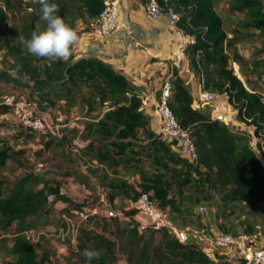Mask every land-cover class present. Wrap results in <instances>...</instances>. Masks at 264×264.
<instances>
[{
    "label": "trees",
    "instance_id": "16d2710c",
    "mask_svg": "<svg viewBox=\"0 0 264 264\" xmlns=\"http://www.w3.org/2000/svg\"><path fill=\"white\" fill-rule=\"evenodd\" d=\"M3 1L0 31H9L2 38L6 54L18 63V71L41 87L40 97L53 107L62 101L70 106L82 102L87 115L102 110L97 118H85L80 136L88 143L79 148L76 156L60 151L68 161L82 159L94 167H89V174L66 169L61 177L80 176L89 184L95 176L104 186L103 195L111 205L117 198L134 203L142 193H148L178 224H195L193 209L212 200L226 206L223 213L230 212L231 206L252 210L264 203V165L258 153L264 150V100L254 81L246 77L244 82L231 66V62L240 66L245 63L238 47L241 37L249 35L250 29L264 36V0H229V10L242 15L229 32L214 0H157L164 13L173 11L178 15L177 28L191 37L182 51L202 87L225 94L238 117L253 126L252 133L258 138L254 149L251 133L237 131L215 118L210 110L194 107L196 97L190 84L173 67L168 105L179 128L195 147L194 159L180 153L171 141L151 134L152 116L143 108L138 87L113 64L98 56L76 58L73 47L65 60L29 54L19 37L30 38L32 31L46 28L40 6L33 0ZM50 3L58 5L56 15L74 29L79 19L82 23L94 22L104 6V0H50ZM21 7L30 11L22 15L18 28H9L8 10ZM83 88L87 89L85 93ZM10 111L11 107L0 100V114ZM23 130L24 136L38 132L21 126L19 131ZM45 134L40 137L46 148L63 147V138ZM7 140L0 137V168L8 160H20L23 153V149L13 148ZM62 184L55 177L33 171L14 181L0 177V249H6L11 256L6 264L50 262L51 244L45 234L33 241L24 231L36 228L38 219L46 220L58 202L64 203L60 214L82 210L66 191L60 192ZM49 193L54 194L51 201ZM138 212L134 204L124 210L127 219L122 225L119 216L102 219L98 223L101 230L85 223L80 225L77 244L70 248L68 259H72V264H89L81 255L87 248L104 252L90 264H118L120 254L127 264H227L223 254L211 255L194 244L181 243L164 228L140 230ZM256 229L246 224L241 232ZM222 231L229 232L225 228Z\"/></svg>",
    "mask_w": 264,
    "mask_h": 264
},
{
    "label": "rangeland",
    "instance_id": "374dc122",
    "mask_svg": "<svg viewBox=\"0 0 264 264\" xmlns=\"http://www.w3.org/2000/svg\"><path fill=\"white\" fill-rule=\"evenodd\" d=\"M28 1L30 0H27L25 3H27ZM139 1L146 4L148 0H139ZM0 5H4L3 0H0ZM214 5L217 12L223 18L225 30L229 32L233 27H235L238 24V21L240 20L242 15L240 13H234L229 10V0H214ZM29 11L30 10L26 7L17 8L15 10H8V13L10 15L9 24H8L9 28L11 29L18 28L21 22L22 15L27 14ZM80 23H82V20L79 19L76 22V26H78ZM6 31L8 30L6 29L0 31V36H1L0 37V75L2 71L6 73L7 76L18 75L25 82L27 83L30 82L33 83L34 85V82L30 81V79L26 74L18 71L19 65L15 61V59L11 55L6 54V47L4 41H2V38L4 39V34L6 33ZM248 33L249 35L241 37L238 42V47L245 59V63H243L242 66H240L236 62H231V66L233 67V70L238 75V77H240L244 82L246 80V77H249L251 80L254 81L253 83L256 85L257 91L261 93L264 100V36L253 29H250ZM17 40L18 38H15L13 41L16 42ZM173 65H174L173 67L177 68L175 64ZM187 68L190 69L191 72L193 73L194 77L192 76V78L195 79L196 82H199V77L195 74L194 70L191 68L190 63L187 66V62H185L184 64L182 61L181 65L177 69L178 71L179 70L182 71L181 74L184 75L183 78L187 80L188 75H191V73L187 71ZM169 74H171V69L164 73L161 72L160 83H163ZM260 74L263 75V78L261 77L259 78ZM2 75L4 76L5 74ZM4 77H6V75ZM171 78L172 76L170 75V79ZM156 84L154 82V87H157ZM149 86L151 87L150 84ZM159 87L160 85L158 86L159 90H156L157 91L156 99H158L160 96L161 90ZM86 90H87L86 88L82 89L84 93L86 92ZM16 92H18L20 95L24 96L25 98H28L29 95L28 91H26L23 87L21 86L14 87L13 85L1 84L0 100H3L2 99L3 95L16 93ZM198 92L199 91L197 89L193 91L194 97L198 95L197 94ZM138 93L141 94L143 101V98H146V96L141 91H139ZM197 101L199 103H202L201 100L199 99H197ZM147 102L143 101V106H145V108L150 107L148 100ZM220 103H223L222 104L224 108L223 112L227 113L228 115L227 124L237 131H246L251 133V137H250L251 143L252 145L256 144L258 138L252 133L253 126L248 125L246 122L242 121L238 117L237 110H235L233 106L228 102L227 96L225 94H220L217 97V99L212 102L202 103L200 107L206 110H210L213 115V109L215 104H220ZM69 106L70 105L67 103L57 102L54 108L55 110L62 111L63 114L66 113L67 121H71L72 125L73 123H78L79 125L83 126V124L86 123L85 120H83V118L82 119L76 118L77 116L80 115H85V117L87 115L86 108L84 107L83 103L77 101L74 105L70 107ZM150 108H152V111L149 110V112L152 114L151 115L153 117L152 119H154V123L152 125L153 127L155 124L157 125V119L154 111V106ZM20 127L21 125L18 123L16 115L12 111L7 113L6 115L0 114V137H7L8 143L13 148L23 149V153L19 157L20 160H18L19 162L8 160L7 164L4 167L0 168V177L9 181H14L15 178L21 176L25 172L33 171L37 173H46L50 177L53 178L55 177L56 179L61 180L63 182V189L68 193L69 198L73 201V203L80 204L83 208L97 205V213L91 215L87 221L83 222V224L87 223L91 227H96L98 228V230H101V226L98 225V223L100 220L108 217L109 209L106 207V203L108 202L101 201L99 203H95L100 193L96 191L92 177L91 180L89 181V184H85L80 176H76V177L68 176L67 178L61 177L62 176L61 174L65 169L78 170L84 174H87V172L89 171V168L86 166V164L82 159H78L76 161H68L66 158H64L65 157L64 155H61L62 153L60 152L63 149L73 153V155L75 156L74 149L78 151L80 145L83 144L82 138L79 136L80 129L74 127V129L68 130L66 133L67 137H70L71 140L76 138L77 143H69L67 141L66 142L64 141L63 147L51 146L50 148H46L44 142L41 140L40 137V135H42L43 132H36L35 134L28 133L29 136H24V134L21 135V133H25L26 131L24 130L19 131ZM49 133L53 135L51 132H46V134ZM154 134L156 135L155 131ZM263 152L264 150L258 151L260 157H262ZM262 159H263L262 164L264 165V158L262 157ZM91 198L94 200H91ZM128 202L129 201L122 200L121 202L116 204L117 209L121 211L127 210L125 209V207L129 205ZM63 205L64 203L58 202L57 208H55L51 218L48 220L50 224L53 225V227L55 228L54 231L47 230L45 226L32 228L37 233L40 232L45 233L44 237L45 239L49 240L53 254L57 253L62 248H65L63 252L69 248L65 242H62L60 239H58V237H56V233L58 229L61 227L62 219L60 218L61 216L60 211L61 208L64 207ZM199 207H203V210L200 211ZM225 208H226L225 205H221L218 202H214V200H212L210 204L201 203L199 206L193 209V215H194L193 223L199 224L201 223L200 219H204L207 224L217 226L221 230L225 228L230 233H238L243 231L246 224H252L254 226V229L258 227L264 230V203L256 206L252 210L245 209L242 206H231L232 209L230 212L223 213L225 212ZM66 213L69 214L68 211H66ZM142 218L143 221L147 219V217L145 216H142ZM44 220L45 219L43 217L38 219V222L43 223ZM119 223L120 225H122L124 223V219H120ZM5 239L7 238L5 237ZM42 243H46V241L43 240ZM120 256L121 257L118 261V264H127L125 258L121 254ZM9 259H11V256L7 253V250L4 248L0 249V264H6V262ZM68 260L70 261V263L65 259L66 263L72 264V259H68Z\"/></svg>",
    "mask_w": 264,
    "mask_h": 264
},
{
    "label": "built area",
    "instance_id": "2783aa9c",
    "mask_svg": "<svg viewBox=\"0 0 264 264\" xmlns=\"http://www.w3.org/2000/svg\"><path fill=\"white\" fill-rule=\"evenodd\" d=\"M145 11L153 19L166 14L174 23L178 17L173 11L164 13L157 0H148L145 4ZM91 25L94 33L99 37H109L120 30H123L127 36L134 37L132 25L127 20L119 19L118 17L117 0H104L103 9ZM171 90L172 83L169 76L162 84L159 98L152 101L159 129L158 136L172 143L183 139L185 143L182 154L194 159L196 157L195 147L188 139L187 134L179 128L168 105ZM219 95L202 87L196 96L193 106L200 107L202 103L212 102ZM2 99L11 107V111L16 115L18 123L23 128L43 133L51 132L54 135H58V128L52 129L51 123L37 111L35 104L30 99L18 93L3 95ZM197 99L201 100L202 103H199ZM222 104H215L213 116L227 124V113L223 112ZM63 119L62 115H58L56 120L59 123H63ZM262 157L264 158V152ZM262 157H260V160L263 163ZM64 191V189L60 190V192ZM53 198L54 194L49 193L48 199L51 201ZM91 200L94 199L91 198ZM101 201H107L104 195H99L95 203ZM134 206L138 209V214L141 216L139 220L140 230L147 227L152 229L164 228L179 242L194 244L211 255L215 252L221 253L229 259L231 264H264V231L259 228L252 232L230 233L209 224H178L170 218L166 210L159 208L151 200L148 193H142L134 202ZM199 209L202 211L203 207H199ZM70 211V215L66 212L61 213L63 225L58 229L56 237L65 242L68 247L73 248L77 244L78 227L87 221L91 215L97 213V205L88 206L82 210L71 209ZM142 216L147 217V219L143 221ZM24 232L33 241H37L41 234H45L44 232L37 233L32 228ZM62 249L64 250L65 248ZM48 264H55V262L50 260Z\"/></svg>",
    "mask_w": 264,
    "mask_h": 264
},
{
    "label": "crops",
    "instance_id": "0c3cea01",
    "mask_svg": "<svg viewBox=\"0 0 264 264\" xmlns=\"http://www.w3.org/2000/svg\"><path fill=\"white\" fill-rule=\"evenodd\" d=\"M117 8L119 19H125L132 25L134 37L132 38L127 36L123 30L116 31L109 37H99L94 33L91 23H80L75 27V30L78 32L79 36L78 42L73 46L75 57L80 58L88 56H98L102 60L113 64L116 69L123 72L127 76V78L131 80V82L135 86L138 87V92L141 91L146 96V98H143V101L147 102L148 100L150 107H152V100L156 99V90H159V85V88L161 90L163 84L160 83L161 72L164 73L166 71H169L173 68V64H175L178 68L181 65L182 61L184 64L185 62H187L188 66L189 59L183 53L182 47L185 43L191 40V37L184 34L183 31L179 30L176 24L172 22L166 14H163L156 19L151 18L145 11V4L139 0H117ZM187 71L191 73V75H188V79L186 81L191 85L192 93L196 89L200 91V89L202 88L200 80L199 82H196L195 79L192 78V76L194 77V75L191 70L187 68ZM179 72L180 74L182 73L181 70H179ZM2 74H5L6 77H4L5 75L3 76ZM170 75L171 74H169L168 77ZM181 76L184 77V75L182 74ZM0 79V85L8 84L13 85L14 87L21 86L26 91H28V99H30L35 104L37 111L48 119V121L52 125V129L58 128V135L53 134L54 136L58 138H67H63L65 142L69 141V143H77L76 138L71 140L70 137H67V135L64 136V134H66L68 130H72L74 129V127H76L77 129H80V136V133L85 124L81 126L78 123H73L72 125L71 121H67L66 113L63 114L62 111L55 110L53 106L48 104L40 97V92L42 89L39 85H37L36 83H34V85L30 82L27 83L18 75L7 76V74L3 71L0 75ZM153 81L155 82V84L157 82V87H154ZM149 84L151 85V87L149 86ZM139 95L141 96L140 93ZM150 107L145 108V106H143L145 111L148 114L152 115L149 112V110L152 111V108ZM58 115L63 116V123H59L56 120ZM101 115L102 110H99L92 112V115H86V117L85 115H80L76 118H83V120H86L85 118L87 117L94 119ZM152 131H155L156 135H159V129L156 124L152 127ZM82 141L83 144L80 145V148L88 143V140L84 138H82ZM184 143V140L181 139L179 140V142H173V145L180 153H182ZM74 150V154L76 156L79 153V150ZM85 164L88 168L94 167V164H91L90 161H86ZM89 173L90 171L87 172V174ZM92 180L95 184L96 191L99 192L100 195H103L104 186L101 184V181L95 176H92ZM61 187L63 189V184L61 185ZM121 201V199L117 198L114 200L113 205H111L107 201L108 203H106V207L109 209L108 217L112 215L119 216L120 219H127V217L123 214V211L117 209L116 204ZM123 201H129V205L125 207V209H128L134 204L129 199H123ZM55 208H57V203L55 204ZM54 210H52L48 218L44 220L43 223L37 222V227L45 226L47 230L54 231L55 228L48 221L51 218ZM136 217L138 220L141 219V216L139 214H137ZM200 222V224H207L204 219H200ZM70 248L71 247L66 249V251L64 252L62 249L55 254L52 253L50 259L54 261L55 264H68L66 263L65 259L70 263V261L68 260ZM223 260H226L227 264H231L229 259H227L225 256L223 257Z\"/></svg>",
    "mask_w": 264,
    "mask_h": 264
},
{
    "label": "clouds",
    "instance_id": "9594fccd",
    "mask_svg": "<svg viewBox=\"0 0 264 264\" xmlns=\"http://www.w3.org/2000/svg\"><path fill=\"white\" fill-rule=\"evenodd\" d=\"M39 4L41 20L46 21V28L32 31L30 38L20 36L21 44L27 52L37 58L65 60L71 55L72 47L78 42L77 31L56 15L59 7L50 0H33ZM102 249L85 248L81 255L87 262L99 260L103 256Z\"/></svg>",
    "mask_w": 264,
    "mask_h": 264
},
{
    "label": "water",
    "instance_id": "95a60500",
    "mask_svg": "<svg viewBox=\"0 0 264 264\" xmlns=\"http://www.w3.org/2000/svg\"><path fill=\"white\" fill-rule=\"evenodd\" d=\"M153 123H154V120L152 119V125H153ZM153 133H154V132L152 131L151 134L153 135ZM253 147H254V149H256V148H257L256 144H253Z\"/></svg>",
    "mask_w": 264,
    "mask_h": 264
},
{
    "label": "bare ground",
    "instance_id": "6f19581e",
    "mask_svg": "<svg viewBox=\"0 0 264 264\" xmlns=\"http://www.w3.org/2000/svg\"><path fill=\"white\" fill-rule=\"evenodd\" d=\"M228 118V115H226V119Z\"/></svg>",
    "mask_w": 264,
    "mask_h": 264
}]
</instances>
